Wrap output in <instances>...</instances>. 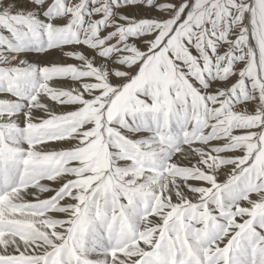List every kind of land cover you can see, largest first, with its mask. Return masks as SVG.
Masks as SVG:
<instances>
[{
  "label": "snow or ice",
  "instance_id": "6c2138e0",
  "mask_svg": "<svg viewBox=\"0 0 264 264\" xmlns=\"http://www.w3.org/2000/svg\"><path fill=\"white\" fill-rule=\"evenodd\" d=\"M0 264H264V0H0Z\"/></svg>",
  "mask_w": 264,
  "mask_h": 264
}]
</instances>
